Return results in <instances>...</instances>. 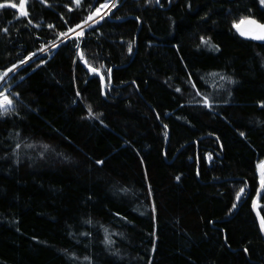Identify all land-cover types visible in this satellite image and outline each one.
Returning <instances> with one entry per match:
<instances>
[{
  "label": "trees",
  "instance_id": "1",
  "mask_svg": "<svg viewBox=\"0 0 264 264\" xmlns=\"http://www.w3.org/2000/svg\"><path fill=\"white\" fill-rule=\"evenodd\" d=\"M104 2L0 9V264H264V3Z\"/></svg>",
  "mask_w": 264,
  "mask_h": 264
},
{
  "label": "snow or ice",
  "instance_id": "2",
  "mask_svg": "<svg viewBox=\"0 0 264 264\" xmlns=\"http://www.w3.org/2000/svg\"><path fill=\"white\" fill-rule=\"evenodd\" d=\"M153 2V0H148V3L151 4ZM160 0H155V3L159 4ZM25 3L26 0H20V4L17 5L15 3H10V4H4V3H0V9L5 8V7H11V8H18L20 11V14L23 16H27L28 12L25 10ZM75 3L77 4V6L79 7L81 5V0H75ZM119 0H106V2L101 3L99 5L98 8L95 9V11H90L89 15L84 19L83 24H88L89 21H92L94 19H96V17H99V19H103L105 15H111V12L113 9H115L118 6ZM261 3H264V0H261ZM245 20L247 21V23L251 26L249 29L245 30V29H241L238 26L234 25L237 27V31L239 32V34L243 37L249 38L251 40L254 41H264V23H261L260 21H257L254 18H245ZM83 24L78 23L76 25V28H81L83 29ZM3 31L5 33H7V28H4ZM70 31H75V28L70 29ZM84 31L81 30L79 32V37H83L84 36ZM202 42H204L205 44H208L209 41L205 40L203 37H201ZM213 47H217L216 45H213ZM129 52L132 51L131 45H129ZM35 55V54H33ZM29 59H31V57H29ZM27 61H21V63H26ZM85 63H87V61H85ZM15 67V66H13ZM13 69L10 68L8 71L11 72ZM92 71H97L95 68L91 69ZM111 74V70L109 69L108 75ZM7 73H4V76H6ZM213 75H218L217 73H213ZM3 77L0 76V80H2ZM222 79H226V77H222ZM232 83H235V81H231ZM195 86V85H193ZM177 91H180V89H177ZM2 95V101H0V115L6 116L9 114V111H14V108L12 107L14 105V100L11 99L7 94H0ZM18 95V94H17ZM205 105L209 108L212 107V104L208 101L207 97H205ZM89 111L91 112V109L89 108ZM165 127H167V125H165ZM17 149L20 147L19 144L16 145ZM27 147L32 148L35 147V145L32 144H28ZM44 149L47 150L48 149V145H43ZM97 163H103V161H97ZM260 168V177H259V183H260V189L261 191H264V163H261L259 165ZM243 191V190H241ZM237 200H240V197L237 196L236 198ZM235 207V205H233ZM255 207V205H254ZM257 215L260 217V224H261V228L264 229V215H261L259 211H257ZM86 223H91V221H86ZM108 230L105 229V243L108 245H111L112 243H114L107 235ZM85 235H88L87 233H85ZM245 251H247V249H245ZM86 260H89V257H85Z\"/></svg>",
  "mask_w": 264,
  "mask_h": 264
},
{
  "label": "rangeland",
  "instance_id": "3",
  "mask_svg": "<svg viewBox=\"0 0 264 264\" xmlns=\"http://www.w3.org/2000/svg\"><path fill=\"white\" fill-rule=\"evenodd\" d=\"M29 0H26V3L28 2ZM71 1H74L75 2V0H71ZM82 1V0H81ZM120 1V0H119ZM26 3H25V10H26ZM120 5V3H118V6ZM116 9V8H115ZM114 10V9H113ZM112 10V11H113ZM18 11H19V9H18ZM19 13H20V11H19ZM21 15V14H20ZM23 16V15H22ZM104 18H108V15H105L104 16ZM104 18L101 20V19H99V17H96V19H94V20H92V21H89V23L88 24H84L83 25V29H81V28H77V29H75V31H73L70 35H65V36H63L62 37V39L61 40H64V39H68V38H70V37H79V32L81 31V30H83L84 31V33H85V31L87 30V29H89L91 26H95V25H98V24H100L103 20H104ZM247 23V21L246 22H244L243 24H241L240 26H239V28H241V29H243V26L245 25ZM0 76H2L3 77V79L2 80H0V89H1V87H2V85L8 80V77L10 76L9 75V73H7V75L6 76H4V73H2V72H0ZM2 96L0 95V101H2ZM259 177H260V168H259ZM260 192H262L261 191V189H260ZM256 203H257V199H256V201H255V210H256ZM263 232H264V230H263Z\"/></svg>",
  "mask_w": 264,
  "mask_h": 264
},
{
  "label": "water",
  "instance_id": "4",
  "mask_svg": "<svg viewBox=\"0 0 264 264\" xmlns=\"http://www.w3.org/2000/svg\"><path fill=\"white\" fill-rule=\"evenodd\" d=\"M125 1H126V0H123L122 2L124 3ZM117 8H118V7H117ZM117 8L114 9V10L111 12V15H108V18H110V17L112 16V14L114 13L115 10H117ZM250 27H251V26H250L248 23H246V24L244 25L243 28H244L245 30H247V29H249ZM136 46H137V43H135V48H137Z\"/></svg>",
  "mask_w": 264,
  "mask_h": 264
},
{
  "label": "bare ground",
  "instance_id": "5",
  "mask_svg": "<svg viewBox=\"0 0 264 264\" xmlns=\"http://www.w3.org/2000/svg\"><path fill=\"white\" fill-rule=\"evenodd\" d=\"M122 4H123V2H122V3H120V5H119V6H117V7L119 8V7H120ZM117 7H116V8H117ZM115 11H116V10H115ZM115 11H114V12H115ZM112 15H113V14H112ZM111 17H112V16H111ZM111 17H110V18H108V19H111ZM135 42H136V41H135Z\"/></svg>",
  "mask_w": 264,
  "mask_h": 264
}]
</instances>
